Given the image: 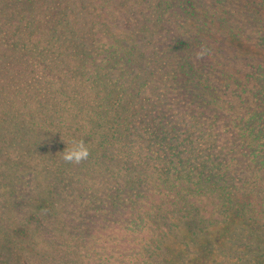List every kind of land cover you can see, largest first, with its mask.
<instances>
[{
	"label": "trees",
	"instance_id": "obj_1",
	"mask_svg": "<svg viewBox=\"0 0 264 264\" xmlns=\"http://www.w3.org/2000/svg\"><path fill=\"white\" fill-rule=\"evenodd\" d=\"M7 51L44 73L0 76L13 125L83 139L93 167L21 172L35 186L16 192L26 223L0 222V264H202L186 225L195 239L216 229L224 255L244 244L236 264H264V0H0ZM40 145L35 160L54 146Z\"/></svg>",
	"mask_w": 264,
	"mask_h": 264
},
{
	"label": "rangeland",
	"instance_id": "obj_2",
	"mask_svg": "<svg viewBox=\"0 0 264 264\" xmlns=\"http://www.w3.org/2000/svg\"><path fill=\"white\" fill-rule=\"evenodd\" d=\"M9 54L10 53L8 51L5 53L0 52V76H3L7 79V81H10V85L14 86L16 82H19V80H21V82H24L25 80L33 81L35 75L38 78H42V76H44L41 67L35 68L34 75L33 72H28L27 67L25 65L18 64L17 67L12 63L10 64V61L15 59L12 57H8ZM3 56L5 57L3 58ZM7 88H9V86ZM43 94L47 95V92ZM3 96L8 97L6 96L5 92ZM11 116L13 115L5 113L4 108L0 106V222L2 224H5L9 228H13L14 226H16L18 224L17 220L19 221V219H22L20 221V225L26 223L27 221L26 214L28 212V207L26 205L25 200L19 198L16 195V192H20L23 189L27 190L28 188H33L35 186V182L33 180L35 178L33 176L29 177L28 175V178L22 180L21 172L25 170L27 166L31 165V162L35 161L34 165L40 164L42 167L46 165L44 168L47 170L46 172L48 174L55 173L61 168V163H64L62 156L63 151L67 147V143L69 146L72 143V135L68 136L66 132H50L47 138H43L40 132L30 129L26 125H24L26 127H22L21 132H19L18 128L13 125ZM22 122L23 120L19 123L22 124ZM50 136H52L53 139ZM62 136L65 137V139L62 140ZM60 141H62V148H60L61 150L56 151V148H58V144ZM41 142L42 144H45V142H52L54 146L51 145L52 152H49V154L43 153V156L40 159L35 160L37 159L35 157L36 154H28L27 149L42 148L40 145ZM87 166L93 167L92 164H88L85 166L80 164V167L75 172L81 174H89L86 171ZM102 173L103 172L98 169L95 170V173L87 175L89 179L94 178V182L92 181L93 183L91 185L97 184L95 182L99 181L100 177L102 176ZM43 175V173L40 174L41 177L38 178L37 183L41 184L40 190H44V196V194H46V192L49 190L47 185L49 181H47L43 177ZM84 182L89 183V181ZM71 199V197H67L66 201L69 203L70 209L72 210L73 208H76V205L70 202ZM63 200H65L64 196H62V202ZM79 204L80 203H78L77 206ZM50 210L52 212H59L57 207L54 206H51ZM10 216L12 219H9ZM15 217L16 220L14 219ZM49 221L51 223V219H49ZM179 229L180 230L178 231L182 235H185V240L189 241L192 244L193 249H195L196 252H200V249L204 246V252L203 255H201V258L203 260L202 264H225V262H223L225 261V258L226 261L230 260V264H236L238 262V259L240 258V253H243L245 250L244 244H242L236 239L230 238V236L228 235L230 238L229 241L231 242L233 248L230 255L228 256L226 254V256L221 253L222 251H220L221 254L219 253V251H217V246L213 241V234L216 229H206L203 231L204 234L202 235L201 232L198 238L196 239L194 238L195 236L192 234V229L189 225L181 226ZM250 233L251 232L249 230V227H240V229L236 227L233 229V231H231V235H237L238 239L241 237V235H250ZM191 234L193 236H191ZM222 238L224 242L225 240H227L225 234L222 235ZM128 242L129 244L133 243L131 241ZM185 244L187 243L185 242ZM179 247L184 248L185 245H179ZM263 247L264 244L261 250L263 249ZM189 259V256L185 257L183 263L186 264Z\"/></svg>",
	"mask_w": 264,
	"mask_h": 264
},
{
	"label": "clouds",
	"instance_id": "obj_3",
	"mask_svg": "<svg viewBox=\"0 0 264 264\" xmlns=\"http://www.w3.org/2000/svg\"><path fill=\"white\" fill-rule=\"evenodd\" d=\"M206 54H208L207 49H202L198 51L196 55L197 58L202 59ZM89 156L90 149L85 144V141L83 139H74L70 146L67 143V147L63 151L62 159L67 163L79 165L83 161L87 160Z\"/></svg>",
	"mask_w": 264,
	"mask_h": 264
}]
</instances>
